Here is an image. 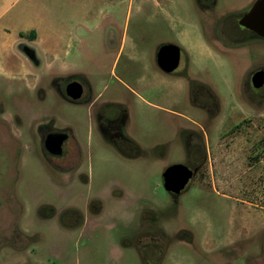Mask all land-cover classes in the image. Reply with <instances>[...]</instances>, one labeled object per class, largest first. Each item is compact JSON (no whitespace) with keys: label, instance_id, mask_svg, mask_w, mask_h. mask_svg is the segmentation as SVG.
Here are the masks:
<instances>
[{"label":"rangeland","instance_id":"1","mask_svg":"<svg viewBox=\"0 0 264 264\" xmlns=\"http://www.w3.org/2000/svg\"><path fill=\"white\" fill-rule=\"evenodd\" d=\"M13 1L0 37L34 25L61 54L20 46L30 62L0 77V264H264V39L235 25L256 0ZM164 45L188 56L172 74ZM56 131L62 156L43 146ZM188 135L205 154L172 196Z\"/></svg>","mask_w":264,"mask_h":264},{"label":"water","instance_id":"2","mask_svg":"<svg viewBox=\"0 0 264 264\" xmlns=\"http://www.w3.org/2000/svg\"><path fill=\"white\" fill-rule=\"evenodd\" d=\"M239 24L251 30L264 39V0H256L248 13L243 15ZM180 50L175 45L162 46L156 55L158 68L168 74L173 72L179 64ZM251 85L254 89H260L264 85V71L259 70L251 77ZM66 97L72 101L78 100L82 95V87L78 83H70L66 86ZM67 136L62 133H50L46 135L43 146L52 156L62 154V145ZM193 177V171L182 164H173L167 167L163 174V187L166 192L179 195Z\"/></svg>","mask_w":264,"mask_h":264},{"label":"crops","instance_id":"3","mask_svg":"<svg viewBox=\"0 0 264 264\" xmlns=\"http://www.w3.org/2000/svg\"><path fill=\"white\" fill-rule=\"evenodd\" d=\"M3 1L4 0H0V19L9 8V6L5 9L2 8ZM16 1L17 0H14L10 4V6H12ZM30 6L31 5L28 4V7ZM32 34H35V37L33 39ZM10 37L12 38L9 39V36L7 34H5L3 37H0V77L2 78H16V76H18L22 72L20 70V66L25 65V63L27 62H30L26 56L21 55L18 52V47L20 46L25 47L24 52L25 50H30L31 47L34 49L40 47V49H42L43 51L41 52L43 57H46L53 63H58L60 60L61 52H58L56 48L41 47V40L34 25L28 26L24 30H18L16 37ZM3 69H6V71H4Z\"/></svg>","mask_w":264,"mask_h":264},{"label":"flooded vegetation","instance_id":"4","mask_svg":"<svg viewBox=\"0 0 264 264\" xmlns=\"http://www.w3.org/2000/svg\"><path fill=\"white\" fill-rule=\"evenodd\" d=\"M255 3V2H254ZM253 3V4H254ZM215 5V0H212V3H211V6L210 7H212V6H214ZM252 6L253 5H251V7L246 11V12H244V13H241V14H238L239 15V17H237L238 15H236L235 16V18H236V21H235V25L237 26V27H239V28H241L242 30H243V34H245V35H247V33L250 35V36H252V37H259L258 35H256L254 32H252L251 30H249V29H247V28H245V27H243L242 25H240L239 24V21H240V19L243 17V15H245L246 13H248L249 11H250V9L252 8ZM231 33H233L232 31H229V29H226V30H223V35H225L227 38H231V36H232V34ZM245 35H238V34H236V35H233V38H231V39H235V41H244L245 39H246V37H245ZM260 38V37H259ZM175 46H177L178 48H179V50H180V59H179V64H178V67L173 71V72H171V73H168V74H172V73H174L178 68H179V66H180V62H181V60L183 59V63H185V61L187 60V58H188V56L187 55H185V53H184V49L181 47V46H179V45H175ZM29 54V53H28ZM157 55V54H156ZM187 56V57H186ZM185 65V64H184ZM184 65H183V67H184ZM183 69V68H182ZM182 71V70H181ZM180 71V72H181ZM257 72V71H256ZM255 72V73H256ZM254 74V73H253ZM253 74L251 75V77L253 76ZM70 83H78V84H80L81 85V87H82V95H81V97L78 99V100H76V101H72V100H70L68 97H66V92H65V90H66V86L68 85V84H70ZM250 83H251V79H250ZM66 86H65V88H64V95H65V97H66V99H68L69 101H71V102H73V103H77V104H79V103H82L83 101H86V99H87V94H86V89L84 88V85L78 80V81H75V80H73V81H70V82H68L67 84H66ZM91 105H93V104H91ZM108 114H109V112H108V110L106 109V108H102V109H99V110H97L96 111V113H95V118H96V121H98V122H100V121H109L110 119H108ZM111 121V120H110ZM54 134H58L59 132L58 131H56V132H53ZM50 134V133H49ZM48 135V134H47ZM46 137V136H45ZM188 137V139H196L195 141H189L188 143H187V149H186V153H187V159H188V163L186 164V165H184V166H186V167H188L191 171H194V169H193V165H194V162L195 161H198L199 160V157L202 155H204L205 154V149H203L201 146L202 145H200V142H198V139H201L198 135L197 136H193V135H188L187 136ZM118 141H117V146L120 148V143L121 142H125V144H130V143H127L128 141L126 140V139H120V138H116ZM67 140V139H66ZM65 140V141H66ZM65 141L63 142V145H62V154L60 155V156H62L63 155V152H64V150H63V147H64V143H65ZM122 152H124L125 153V151L122 149L121 150ZM126 154V153H125ZM189 163H192V164H189ZM178 164V163H177ZM180 164V163H179ZM173 165V164H172ZM183 165V164H182ZM171 166V165H170ZM191 181V180H190ZM190 181H189V183H190ZM189 183L187 184V186H186V188L179 194V195H181L182 193H184V192H186V190L188 189V187H189ZM168 193V192H167ZM169 194H171L172 196H179V195H174V194H172V193H169ZM148 244V243H147ZM147 244L145 245L146 246V248L148 247V248H150L149 246H147ZM159 249V248H158Z\"/></svg>","mask_w":264,"mask_h":264},{"label":"trees","instance_id":"5","mask_svg":"<svg viewBox=\"0 0 264 264\" xmlns=\"http://www.w3.org/2000/svg\"><path fill=\"white\" fill-rule=\"evenodd\" d=\"M21 36H23V35H21ZM35 37V34H32V39Z\"/></svg>","mask_w":264,"mask_h":264}]
</instances>
